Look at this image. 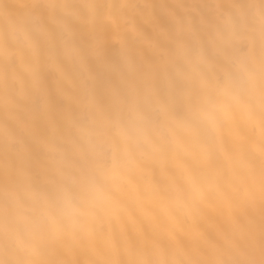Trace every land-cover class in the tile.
I'll return each mask as SVG.
<instances>
[{"label":"snow or ice","instance_id":"6c2138e0","mask_svg":"<svg viewBox=\"0 0 264 264\" xmlns=\"http://www.w3.org/2000/svg\"><path fill=\"white\" fill-rule=\"evenodd\" d=\"M0 264H264V0H0Z\"/></svg>","mask_w":264,"mask_h":264}]
</instances>
